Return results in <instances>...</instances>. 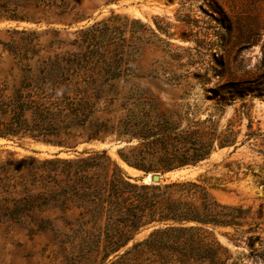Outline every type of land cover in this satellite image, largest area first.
I'll use <instances>...</instances> for the list:
<instances>
[{
	"label": "trees",
	"instance_id": "1",
	"mask_svg": "<svg viewBox=\"0 0 264 264\" xmlns=\"http://www.w3.org/2000/svg\"><path fill=\"white\" fill-rule=\"evenodd\" d=\"M81 1L0 0V22L17 23L0 41V53L10 56L0 77V138L65 149L126 141L120 158L146 173L237 146L238 125L221 124L223 102L262 94L264 75L222 84L205 116L189 103L161 110L153 88L192 87L189 73L140 71L136 59L156 30L121 12L79 24L91 17ZM74 24L73 36L64 37ZM247 214L215 199L206 177L141 182L102 149L0 157V225L51 233L57 248L50 264H226L228 249L209 226H239Z\"/></svg>",
	"mask_w": 264,
	"mask_h": 264
},
{
	"label": "rangeland",
	"instance_id": "2",
	"mask_svg": "<svg viewBox=\"0 0 264 264\" xmlns=\"http://www.w3.org/2000/svg\"><path fill=\"white\" fill-rule=\"evenodd\" d=\"M118 1L122 5L112 6L110 12L100 11L107 5L103 0H82L81 4L95 19L121 12L156 30L159 39L153 38L144 45L136 59L137 69L162 75L189 73L195 82L192 87L167 83L154 87L161 110L174 107L175 102L189 103L199 107V116H205L215 110L223 92L222 84L233 78L264 75V0H115L112 4ZM7 27L8 24L0 27V41L9 39ZM74 28L63 36H73ZM0 54L3 77L8 73L10 56ZM199 76L203 78L197 81ZM186 89L188 95L183 94ZM223 108L221 124L225 126L233 120L238 125L237 146L217 149L194 169L164 180L206 177L210 193L219 202L249 208V214L240 219L241 225L209 228L228 249L226 264H264V92L257 94L253 90L237 95L224 101ZM89 142L84 145L91 147ZM122 147L96 149L106 150L127 175H138L120 158L118 151ZM56 149L59 147H48L29 137L0 138V157L48 156ZM148 232L144 229L137 236ZM56 248L51 233L31 236L0 225V264H50Z\"/></svg>",
	"mask_w": 264,
	"mask_h": 264
},
{
	"label": "water",
	"instance_id": "3",
	"mask_svg": "<svg viewBox=\"0 0 264 264\" xmlns=\"http://www.w3.org/2000/svg\"><path fill=\"white\" fill-rule=\"evenodd\" d=\"M121 6L122 5V1H118L116 3H111V4H107L104 7H102L100 9V11H105V12H110L111 11V7L112 6ZM95 19V16L90 17L89 19L79 23V24H83L86 22H90L93 21ZM4 24H17L16 22H0V27L3 26ZM20 24H26L25 22H22ZM76 26V24L72 25L71 27ZM91 144V147H86L84 145V143L80 144L79 146L75 147V148H68L65 149L63 147H59V149H56L54 153L58 152L59 154H65V155H73L76 154L80 151H84L87 149H96V148H100L101 146H109L111 148H114L115 146H120V145H124L127 142L126 141H111L110 139H105V140H99V139H95V140H91L89 142ZM45 146L51 147V145L45 144ZM208 159V158H207ZM206 160V159H205ZM204 161V160H202ZM201 161V162H202ZM200 163V162H199ZM199 163L197 164H193V165H187V166H183L180 168H176L173 170H169L166 172H161V171H153V172H149L146 173L142 170L136 169L139 173L136 176H133L135 178H137L139 181L141 182H148V183H160L162 182L166 177L168 176H173V177H177V176H182L181 175V171H185V170H191L194 169ZM150 230V228L147 229V231Z\"/></svg>",
	"mask_w": 264,
	"mask_h": 264
}]
</instances>
